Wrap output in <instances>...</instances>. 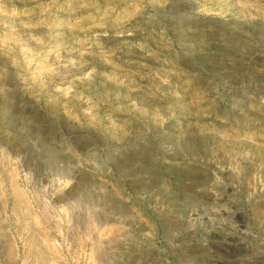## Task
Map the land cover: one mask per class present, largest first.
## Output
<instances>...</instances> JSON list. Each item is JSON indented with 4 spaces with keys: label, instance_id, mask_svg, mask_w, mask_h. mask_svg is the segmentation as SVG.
Here are the masks:
<instances>
[{
    "label": "rangeland",
    "instance_id": "rangeland-1",
    "mask_svg": "<svg viewBox=\"0 0 264 264\" xmlns=\"http://www.w3.org/2000/svg\"><path fill=\"white\" fill-rule=\"evenodd\" d=\"M0 264H264V0H0Z\"/></svg>",
    "mask_w": 264,
    "mask_h": 264
}]
</instances>
